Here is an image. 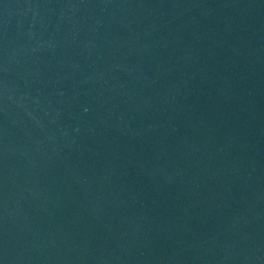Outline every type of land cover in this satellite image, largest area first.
Returning <instances> with one entry per match:
<instances>
[{"label": "water", "instance_id": "1", "mask_svg": "<svg viewBox=\"0 0 264 264\" xmlns=\"http://www.w3.org/2000/svg\"><path fill=\"white\" fill-rule=\"evenodd\" d=\"M0 264H264V0H0Z\"/></svg>", "mask_w": 264, "mask_h": 264}]
</instances>
